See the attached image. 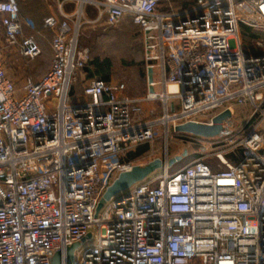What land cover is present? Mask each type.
Returning <instances> with one entry per match:
<instances>
[{
    "label": "built area",
    "instance_id": "built-area-1",
    "mask_svg": "<svg viewBox=\"0 0 264 264\" xmlns=\"http://www.w3.org/2000/svg\"><path fill=\"white\" fill-rule=\"evenodd\" d=\"M20 1L0 0V264H51L56 252L67 264V247L82 239L70 264H264V0H75L72 14L61 10L69 0H56L62 21L48 15L40 28L20 14ZM124 17L139 28L153 92L147 83L133 97L124 83L95 77L74 94L90 59L81 30ZM240 27L251 36L242 40ZM44 29L52 31L50 66L18 86L3 49L34 60ZM146 101L160 104L156 119L141 118ZM236 106H250L260 122L230 155L216 156L224 168L194 159L171 172L160 157L157 178L96 214L120 172L152 160L123 156L153 140L157 127L167 135L224 110L229 119Z\"/></svg>",
    "mask_w": 264,
    "mask_h": 264
},
{
    "label": "rangeland",
    "instance_id": "rangeland-1",
    "mask_svg": "<svg viewBox=\"0 0 264 264\" xmlns=\"http://www.w3.org/2000/svg\"><path fill=\"white\" fill-rule=\"evenodd\" d=\"M43 2L48 7L54 8L56 6L55 0H43ZM240 37L245 40L243 27H240ZM0 41L4 44L1 31ZM79 46L89 50L90 59L97 57L101 60H109L110 81L124 83L126 94L133 97H142L146 94V70L142 57L140 32L138 26L132 22L130 17H124L114 25L86 24L79 36ZM41 51V55L33 62H27L25 59L20 58L14 49L4 47L5 71L18 82L24 76L39 77L43 75L48 70L52 57L47 42L43 44ZM86 80V71L82 69L77 75L75 82L77 93L81 90ZM250 112V106L234 107V117L223 120L221 133L209 137L187 132H174L171 129L165 135L164 128L157 127L155 138L149 142L142 143L148 144L147 152L127 159L128 153L134 151L136 146L126 153L123 159L133 160L136 164H142L153 157L163 158L166 156L169 159L187 150V155L182 159L175 161L171 165L167 164L171 172L182 168L194 159H201L217 170L222 169L224 165L220 163L216 156L218 154L230 155L231 150H236V142L243 131L250 128L252 124L255 125L260 122L257 114L250 118ZM160 113L161 107L158 101L143 102L142 119L153 120ZM160 173L161 169L156 170L150 174L149 179L157 178Z\"/></svg>",
    "mask_w": 264,
    "mask_h": 264
},
{
    "label": "water",
    "instance_id": "water-1",
    "mask_svg": "<svg viewBox=\"0 0 264 264\" xmlns=\"http://www.w3.org/2000/svg\"><path fill=\"white\" fill-rule=\"evenodd\" d=\"M146 80L148 83V91L153 92L151 82L153 80V70L149 67L146 70ZM230 113L228 110H224L212 118L210 123L188 121L175 126V130L178 132H187L194 135L209 137L218 135L222 131V122L228 118ZM187 155V150H184L181 154L175 155L168 159V165H171L175 161L182 159ZM163 165L161 158H154L144 165H134L129 171L120 172L117 177L107 187L102 197L100 198L97 207L96 214L102 208L103 204L111 197L119 194H126L128 189L137 182H140L147 178L150 174L160 169ZM90 237V234L87 235ZM85 239L80 242H75L68 246L66 249V262L70 264L73 260V253L76 248L81 245ZM51 264H60V252H56L51 260Z\"/></svg>",
    "mask_w": 264,
    "mask_h": 264
},
{
    "label": "crops",
    "instance_id": "crops-1",
    "mask_svg": "<svg viewBox=\"0 0 264 264\" xmlns=\"http://www.w3.org/2000/svg\"><path fill=\"white\" fill-rule=\"evenodd\" d=\"M55 3H56V6L54 8H52V7L46 6V4L43 2V0L20 1L19 2V12H20V14L22 16L31 18L34 21L36 27L40 28L41 24H42V19L44 17L48 16V15H54L57 18V20L62 21V15H61V12H60V8H59V5H58V2L56 0H55ZM76 6H77V4H76L75 0L65 1L62 4L61 10L63 12H65V13L72 14L74 12ZM83 9H84V15L87 18L91 19V18H94L96 16V10L91 4H85ZM0 31H1V36H2L3 32H2V27L1 26H0ZM22 32H23V35H29L31 33V31L25 26L23 27V31ZM51 36H52V31L49 30V29H44L43 30V34L41 36L37 37V40H38V43L40 45L41 50H42L43 44H45L46 42L49 44V47H50V38H51ZM14 51L16 52V50H14ZM50 52H51V48H50ZM51 54H52V52H51ZM18 56L20 58H22L19 54H18ZM34 60H26V61L27 62H33ZM3 63H4V66H5L4 56H3ZM49 66H50V63H49ZM25 77L26 76H24L20 82L16 81L15 78H12V77H10V78L12 80H14L18 86H21V84L23 83ZM31 77H33V76H31ZM39 77H33V78L37 79ZM91 78H95V77H89L87 75V80H89ZM72 92L74 94L78 95V94H80L81 90L77 93V91L75 90V84H74V88H73ZM147 151L148 150H146L145 152H147ZM145 152H143V153H145ZM153 158H155V157H153ZM153 158H151V159H153ZM151 159H149V160H151Z\"/></svg>",
    "mask_w": 264,
    "mask_h": 264
},
{
    "label": "trees",
    "instance_id": "trees-1",
    "mask_svg": "<svg viewBox=\"0 0 264 264\" xmlns=\"http://www.w3.org/2000/svg\"><path fill=\"white\" fill-rule=\"evenodd\" d=\"M243 29L245 33V38L251 36V33L247 28L243 27ZM83 69L86 71V74L89 77H96L104 81H110V62L107 59L101 60L97 57L91 58L85 64ZM146 150H148V144H141L137 146L134 151L128 153L127 159L139 156ZM210 167L212 170H217L212 165H210Z\"/></svg>",
    "mask_w": 264,
    "mask_h": 264
}]
</instances>
